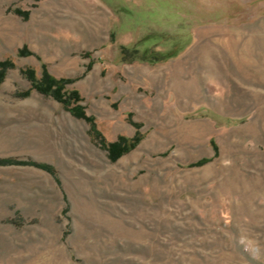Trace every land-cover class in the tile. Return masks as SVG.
I'll list each match as a JSON object with an SVG mask.
<instances>
[{"label":"rangeland","instance_id":"obj_1","mask_svg":"<svg viewBox=\"0 0 264 264\" xmlns=\"http://www.w3.org/2000/svg\"><path fill=\"white\" fill-rule=\"evenodd\" d=\"M147 34L183 49L122 62ZM7 58L0 264H264V0H0ZM42 63L138 146L112 162L89 122L22 95Z\"/></svg>","mask_w":264,"mask_h":264},{"label":"trees","instance_id":"obj_2","mask_svg":"<svg viewBox=\"0 0 264 264\" xmlns=\"http://www.w3.org/2000/svg\"><path fill=\"white\" fill-rule=\"evenodd\" d=\"M15 13L24 18H28L30 15V11H23L20 8H16ZM158 40H160V36L147 34L138 44L121 45V61L124 63L148 62L155 64L164 61L167 58L176 56L182 51L184 46V42L182 43L183 45H175L172 52L166 53L153 48ZM18 54L28 55L32 54V52L25 47L19 49ZM14 67H16V63L13 59H0V83L6 79L9 70ZM41 69V74H38V71L33 66L22 69L23 75L31 83L29 90L25 91L22 95H29L33 90H37L46 96H51L56 99L62 107L70 111L75 117L89 122L91 125L90 134L92 138L107 151L110 161L116 162L123 155L134 150L142 141L144 134L139 130L132 136L121 134L115 140H108L98 128L95 117L87 113L85 106L82 104L84 98L81 95L80 90L77 88H69L68 85L75 80L73 78L58 77L54 75L45 63H42ZM137 127L139 128V126ZM212 144L216 147L214 140H212ZM208 160V158H204L198 162V164ZM12 161L13 160L10 159L3 160L4 163H12ZM34 164L43 167L51 173H55L51 165L38 162H34Z\"/></svg>","mask_w":264,"mask_h":264}]
</instances>
